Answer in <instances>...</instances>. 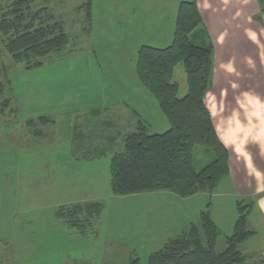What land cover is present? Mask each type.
<instances>
[{"label":"rangeland","instance_id":"obj_1","mask_svg":"<svg viewBox=\"0 0 264 264\" xmlns=\"http://www.w3.org/2000/svg\"><path fill=\"white\" fill-rule=\"evenodd\" d=\"M90 1L94 16L89 30L85 6ZM19 3L0 0V21L13 19L14 10L20 7L25 22L32 24L33 20V27L53 24L49 18L53 16L63 24L71 42L62 52L44 57L42 65L27 68L13 60L5 46L7 38L0 32V83L6 85L0 96V264H130L134 251L140 264H147L151 252L162 246L138 239V228L144 222L139 215L141 202L166 205L177 195L171 191L149 198L144 193L115 194L110 161L114 153L124 150L126 134L136 130L140 120L151 134L170 129L156 97L137 76V60L143 45L165 48L172 44L176 21L171 16L175 9L178 14L181 2ZM173 81L179 86V96H185L188 84L183 63L177 65ZM7 99L11 108L4 109ZM102 108L109 119L116 120V127L106 134L115 135L117 141L102 143L105 156L83 160L78 150L85 148L83 142L93 144L95 140L80 136L77 139L83 142H74L75 127L82 124L84 133L89 132L85 126L88 114ZM40 117H50L53 123L41 125ZM28 119L37 120L38 130L45 135L31 134ZM208 159L205 148L197 147L196 170ZM92 201L104 205L97 236L71 229L57 214L61 207ZM152 233L146 231L147 237ZM261 246L262 238L246 242L242 247L245 264L254 263ZM223 247L224 236L218 251Z\"/></svg>","mask_w":264,"mask_h":264},{"label":"trees","instance_id":"obj_2","mask_svg":"<svg viewBox=\"0 0 264 264\" xmlns=\"http://www.w3.org/2000/svg\"><path fill=\"white\" fill-rule=\"evenodd\" d=\"M259 1L264 12V0ZM24 2L28 0H20L19 5ZM85 7L90 30L92 2ZM13 14V19L0 21V32L6 36V49L16 63H24L27 68L38 67L43 64L44 57L62 52L71 42L63 24L53 16H49L54 20L53 24L33 27V20L32 24L25 22L21 7ZM180 63L184 65L188 84V92L182 97L178 84L173 81ZM212 69L213 41L198 3L196 0L181 1L172 44L165 48L143 45L138 50L137 60V76L156 97L170 122V129L151 134L149 127L140 120L136 130L126 135L124 150L114 153L110 161L111 188L115 194L164 190L187 198L199 192L214 191L221 178L229 174V150L219 137L205 101L211 87ZM5 89L6 85L0 83V96ZM3 107L11 108V100L7 99ZM87 117L85 126L88 124L89 132L84 133L82 124L76 125L73 141L94 138L93 144L83 142L85 148L81 147L77 152L78 157L89 161L105 156L107 151L102 143L116 142L117 137L106 135L113 123L109 118L105 119L102 109ZM38 120L44 126L53 123L50 117ZM36 121L28 119L30 133L45 135L38 130ZM80 136L82 139H77ZM96 142L98 147L94 146ZM197 147L205 148L210 160L199 171L195 168ZM210 205L208 203L201 212L199 224H191L163 248L152 252L147 264H244L247 258L239 246L250 235L244 216L248 206L239 204L242 215L227 238V246L218 251L221 230L211 217ZM103 210L102 203L92 201L61 207L57 214L71 229L97 236ZM130 264H140V257L133 254Z\"/></svg>","mask_w":264,"mask_h":264},{"label":"crops","instance_id":"obj_3","mask_svg":"<svg viewBox=\"0 0 264 264\" xmlns=\"http://www.w3.org/2000/svg\"><path fill=\"white\" fill-rule=\"evenodd\" d=\"M196 1L213 41L211 87L205 101L219 137L229 150L230 172L212 192L203 191L187 198L177 195L166 205L141 202L139 215L144 222L138 228V239L153 240L163 248L191 224H199L203 208L210 203L211 217L221 230L219 243L224 236L226 247L227 238L242 215L241 204L248 206L245 214L250 231L239 246L243 252L242 247L250 239H264V12L259 0ZM171 18L173 23L177 21L176 9ZM102 110L108 119L109 114ZM110 121L114 129L116 120ZM164 192L137 195L144 193L149 198ZM146 231L153 232L150 238ZM258 250L260 254L253 264H264V246ZM133 254L138 255L131 252L129 260Z\"/></svg>","mask_w":264,"mask_h":264},{"label":"water","instance_id":"obj_4","mask_svg":"<svg viewBox=\"0 0 264 264\" xmlns=\"http://www.w3.org/2000/svg\"><path fill=\"white\" fill-rule=\"evenodd\" d=\"M244 216H246V214H244Z\"/></svg>","mask_w":264,"mask_h":264}]
</instances>
